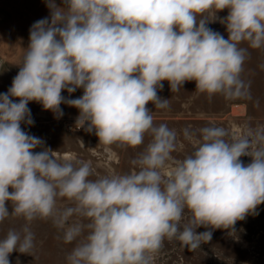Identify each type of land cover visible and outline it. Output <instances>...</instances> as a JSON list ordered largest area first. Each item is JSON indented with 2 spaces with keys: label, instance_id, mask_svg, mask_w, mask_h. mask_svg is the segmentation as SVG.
<instances>
[{
  "label": "clouds",
  "instance_id": "9594fccd",
  "mask_svg": "<svg viewBox=\"0 0 264 264\" xmlns=\"http://www.w3.org/2000/svg\"><path fill=\"white\" fill-rule=\"evenodd\" d=\"M47 7L49 17L30 28L18 74L0 93V222H27L0 239V264H10L14 251L30 253L28 225L36 219H51L58 239L76 242L67 264H153L165 240L195 250L214 230L234 233L237 221L258 215L264 126L245 125L231 137L223 127L185 128L193 151L165 173L177 133L155 125L147 105L170 107L158 95L163 81L172 92L195 81L209 98L243 95L248 49L240 45L264 48V0H47ZM209 12L226 26L227 39L207 26ZM77 89L78 98L62 95ZM32 101L57 118L62 103L77 108L76 127L94 131L104 145L136 148L146 135L151 140L130 161L136 170L93 180L90 162L58 160L21 127L34 125ZM61 200L71 206H58ZM200 227L211 230L198 233Z\"/></svg>",
  "mask_w": 264,
  "mask_h": 264
},
{
  "label": "rangeland",
  "instance_id": "374dc122",
  "mask_svg": "<svg viewBox=\"0 0 264 264\" xmlns=\"http://www.w3.org/2000/svg\"><path fill=\"white\" fill-rule=\"evenodd\" d=\"M62 6V0H56ZM228 10L217 13L220 18L226 17ZM47 0H0V93H6L13 78L19 72V65L24 49L29 44L31 26L38 20L49 17ZM207 25L221 33L227 39L226 26L219 20L212 21L214 14L205 13ZM199 19V18H198ZM212 21V22H211ZM240 47L248 49V56L243 65L241 79L247 85L244 94L226 99L221 94L209 98L196 91L195 81L185 82L179 91L172 92L167 81H163V90L158 91L161 98L169 99L170 107L157 109L150 102L147 107L152 110L154 124H166L177 133L176 148L172 153L173 161L165 168L166 173L174 166L176 160H182L193 151L192 142L185 140L183 130H198L206 126L223 127L229 136H239L244 126L253 129L264 126V48L252 49L242 43ZM83 94L77 89L62 95L75 99ZM17 99L18 98H14ZM34 125L22 124L21 127L30 135L40 137L45 147L54 152L60 160L90 162L93 175L90 179L130 173L136 170L130 161L142 152L151 137L146 135L144 143L136 148L121 147L118 144L104 145L98 137L76 127L79 110L62 103L63 116L57 118L50 110L35 101L29 102ZM74 128L70 129L69 126ZM41 148L34 149L35 152ZM241 160L247 164L251 158L244 156ZM11 191V189H9ZM11 212V203L6 202ZM58 206H71L66 200ZM72 219H75L73 217ZM27 222L22 217L10 216L0 222V239L6 237L9 229L21 230ZM34 234V247L29 254L14 251L9 255L10 264H67L66 256L75 247L76 242L64 243L62 232L51 219L33 220L29 225ZM211 229L200 227L196 231ZM153 264H264V204L258 206V215H248L245 220L237 221L235 232L224 229L213 231L209 242H202L195 250L183 247L179 241L165 240L162 248L155 254Z\"/></svg>",
  "mask_w": 264,
  "mask_h": 264
},
{
  "label": "built area",
  "instance_id": "2783aa9c",
  "mask_svg": "<svg viewBox=\"0 0 264 264\" xmlns=\"http://www.w3.org/2000/svg\"><path fill=\"white\" fill-rule=\"evenodd\" d=\"M69 128H70V129H73V128H74V126H73V125H70V126H69Z\"/></svg>",
  "mask_w": 264,
  "mask_h": 264
}]
</instances>
